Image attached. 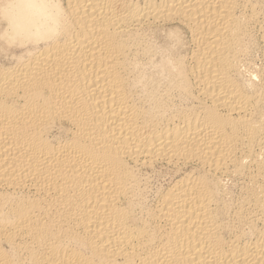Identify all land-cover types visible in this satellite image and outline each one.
Segmentation results:
<instances>
[{
  "label": "bare ground",
  "instance_id": "6f19581e",
  "mask_svg": "<svg viewBox=\"0 0 264 264\" xmlns=\"http://www.w3.org/2000/svg\"><path fill=\"white\" fill-rule=\"evenodd\" d=\"M0 264H264V0H0Z\"/></svg>",
  "mask_w": 264,
  "mask_h": 264
}]
</instances>
